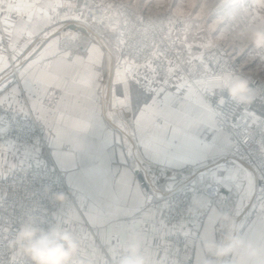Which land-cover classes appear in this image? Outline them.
I'll return each mask as SVG.
<instances>
[{
    "label": "crops",
    "instance_id": "1",
    "mask_svg": "<svg viewBox=\"0 0 264 264\" xmlns=\"http://www.w3.org/2000/svg\"><path fill=\"white\" fill-rule=\"evenodd\" d=\"M131 1L148 11L172 14L180 45L200 43L196 29L215 28L234 29L220 36L238 48L247 43L242 33L264 29V0ZM97 3L103 0H77L71 7L61 0H0L4 37L8 43H21L17 52L27 49L19 67L21 94L7 79L0 106L24 112L26 104L47 132L49 155L74 201L62 198L57 227L88 242V255L81 253L87 261L102 259L92 231L119 260L135 245L144 264H175L183 252L163 239L168 227L156 209L145 207L144 197L147 189L158 200L184 188L195 208L210 204L201 217L193 210L184 226L193 264H264V205L255 200V172L231 156L228 137L215 129L210 111L191 87L178 79L152 86L120 83L115 65L121 50L114 24L85 20L86 29L79 23L85 9ZM102 32L109 46L97 38ZM255 48L250 60L264 65V47ZM182 52L196 53L186 46ZM7 65L0 39V76ZM242 96L252 118L262 114L252 88ZM209 183L221 186L212 201L199 192ZM219 229L227 230L220 257L206 247L217 245ZM236 235L245 241H236Z\"/></svg>",
    "mask_w": 264,
    "mask_h": 264
},
{
    "label": "built area",
    "instance_id": "2",
    "mask_svg": "<svg viewBox=\"0 0 264 264\" xmlns=\"http://www.w3.org/2000/svg\"><path fill=\"white\" fill-rule=\"evenodd\" d=\"M61 1L70 7L77 2ZM103 1H107L109 5H89L84 16L100 23L108 15L107 18L114 20H111L113 24L117 21L120 23L118 33L121 54L115 65L118 79L144 83L151 78H183L184 86L191 87L210 110L214 127L228 137L231 156L255 172V200L264 202V79L240 71L219 44L204 48L190 61L188 67L177 51L176 40L170 33L166 17L146 12L130 0ZM0 39L5 54L11 59V46L19 47L21 43H8L1 26ZM10 63L13 67L15 60ZM237 80L246 81L247 88L255 91V99L262 105L261 115L252 118L249 115V105L243 96L230 95L229 88ZM221 91L227 94L223 95ZM99 102L104 109L105 102L102 97ZM28 114L29 118L0 109V145L8 141L30 145L38 139L45 144L41 127L31 112L28 111ZM55 166L52 163L49 168L12 167L5 174L7 178L0 179V264H33L31 257L17 241L18 233L25 225L36 228L38 236H51L53 230L60 234L66 233L54 223L55 209L62 201L57 199V194L67 197L72 203L74 201ZM226 181L230 182V179ZM220 192L221 186L218 183L205 184L200 188V193L210 201L217 199ZM156 198L153 190H145V207L157 209L162 221L168 224V231L163 239L184 254L175 264H193V256L188 251V237L183 231L194 207L191 193L181 188L173 190L160 202ZM199 211L201 214L206 208L201 207ZM90 234L99 246L102 259L90 263L79 257L80 250L87 249L88 244L71 236L76 247L69 257L70 264H120L119 260L99 244L92 231Z\"/></svg>",
    "mask_w": 264,
    "mask_h": 264
},
{
    "label": "rangeland",
    "instance_id": "3",
    "mask_svg": "<svg viewBox=\"0 0 264 264\" xmlns=\"http://www.w3.org/2000/svg\"><path fill=\"white\" fill-rule=\"evenodd\" d=\"M230 1H231L230 3H235L237 0H230ZM131 2L134 5H139L138 2H135V1H131ZM101 5L107 7L109 5V3L107 1H103V3ZM139 7H141V6L139 5ZM141 8L144 9V11H146V12L148 11L147 9H145L143 7H141ZM148 12H151V13H154V14H160V15H163L164 17H166L167 24H168V27L170 29V33L174 37V39L176 40L177 51L180 54L181 59L184 62L187 63V66L188 67H190V61L193 60L194 58H196L204 48H206L208 46H213V45L219 44L226 51V53H227L229 59H231L232 63L235 66H237L240 71L245 72V69L247 68V69H249L248 71H251L252 70L253 72L258 73V75H260L264 79V65L259 60H257V61L250 60V59L253 58L252 53L254 52V49H256L255 48V45L252 42H250L249 40H247V43H244V44L243 43H239V47L238 48H237V44H234V43L233 44L232 43L228 44L226 42L225 43L223 42L222 37H224L225 35L229 36V33H232L234 31V29H215V28L214 29H211V28L210 29H206L205 28V29H200V30L199 29H196V30L199 31L200 36L202 37L201 40H200V43H197V44H194V45H180L178 43V39H177V37L175 35L176 34V29L172 25V23H173L172 22V20H173L172 14H170V13H157V12H153V11H148ZM110 16L113 17L112 15H110ZM107 17H108V15L106 17H103V20L100 21V23H98L97 21H92V20H90L88 18H85V16H84L85 19H81L79 23H81V24L84 23L82 25H85V28L86 29H89V27L86 26V25H88V23H86L87 20H89V23L91 22V23H98V24H100L98 26H101V25L102 26H105V25H108V26L110 25L111 26L112 25L111 19L110 18H107ZM114 26H115V29H117V31H118L119 30L120 23L118 22V25H116V23H115ZM213 31H216V32H215V34H214L215 36L213 37V40H212L211 36L214 33ZM220 35H223V36L221 37ZM96 36H97V38L99 39L100 42L101 41H103V42L105 41L106 44L109 46L108 41H106V38H105L107 36V35L105 36V32L97 33ZM118 39H119V33H118ZM103 42H101V43L104 45ZM119 45H120V50H121L120 40H119ZM184 46H186L188 48H191L192 47V49L194 51H196V53L192 54L191 56L184 55L183 52H182V49H183ZM20 47H21V44H20L19 47H13V46H11V55L12 56H11V59H9L8 56L5 54V52H4L3 48H2V44H1V50H2L4 56H5L6 60H7L8 65H7L6 70L1 73L2 76H0V93H3V92H5L7 90V88H8V82H6V81H8L7 79H11L13 81V83H15L17 85L16 86V87H18L17 90L21 94V90H20V87H19L18 82H16V79H18V81H19L20 60L23 57V55L27 52V49H24L23 51H18L17 52V50H19ZM11 60L12 61L15 60L16 67H15L14 70L11 69V67H12L11 66V63H10ZM245 65H247V66H245ZM115 71H116V66H115ZM5 74H9V75L4 76ZM168 79L170 81H172V82H175L173 80V78L169 77V78H151V79L147 80L144 83H140V81H138V80H133L131 82L120 81V83H136V84L144 85V86H152L155 83H160V84L161 83H164V84H167ZM178 81H180V82L183 83L184 82V79L182 78L181 80H178ZM168 83H169V81H168ZM223 92H225V91H223ZM223 95H225V94H223ZM101 97L104 100V97L103 96H99L97 98V101H98L99 105H100L99 100L101 99ZM0 109L1 110H4V111L16 112V113H18L21 116H24V117L29 118L28 111L30 112V110L27 109L26 104H25L24 112H17L15 110L5 109V108H3L1 106H0ZM101 109H103V108L101 107ZM32 116L34 117L33 114H32ZM34 119H35V117H34ZM35 121H36V119H35ZM36 123L42 129L45 144L43 145L42 144V141L40 139H38V141L33 142L30 145H23V144H21L19 142H14V141H12V142H9L8 141L7 143L0 145V179L7 178V176H6L7 174L6 173L12 167L14 169L17 168V167H20V166H37V167L49 168L52 165V163L54 165H56L53 162V160H52V158H51V156L49 155V152H48L47 139H46L47 132L45 131V129H44V127L42 125H40L37 121H36ZM62 148L63 149H67V146L66 145H63ZM5 164H7V165H5ZM55 167H57V165ZM58 170H59V168H58ZM59 172L61 173L60 170H59ZM61 175H62V173H61ZM62 177H63V175H62ZM63 179H64V177H63ZM161 200L162 199H158L156 201L157 202H160ZM254 201L255 200L253 199L252 202H254ZM257 202H259V201H257ZM261 203H263V205H264V202L263 201ZM59 205H58V207H59ZM209 205L210 204H208V203H204V205H200L197 208L193 207L192 208V211L196 209L197 212H198V215L201 217V215L205 211L200 214L199 208L202 207V208H206V210H207V208H209ZM57 208L55 209V214H56ZM191 217H192V213H191L189 219ZM160 221L163 224H165L162 221L161 218H160ZM187 221L185 222V224L187 223ZM54 223H55V226H57L56 225V218H55V222ZM185 224H184V226H185ZM165 225L168 227V224H165ZM184 226H183V231L185 232ZM58 228H60V227H58ZM221 228H223V227H221ZM218 231H219V235L216 236L217 245L218 246H221V247H224V243H225V239H226V233L225 232H227V230L226 229L225 230L224 229L223 230L219 229ZM91 237L93 238L92 235H91ZM235 240L236 241L243 242V241H245V237H243L242 235H236ZM188 242H189V240H188ZM85 243L88 244V242H85ZM98 248H99V246H98ZM82 251H84V253L87 254V251H89V247L87 249H81L80 250V254H78L79 257L84 258V256H82V254H81ZM183 255H184L183 253L179 254L176 257V261H177V259L180 256H183ZM117 260H119V259H117ZM119 261H121V260H119ZM67 262L70 263L69 259L67 260ZM88 262L92 263L94 261L91 260V261H88Z\"/></svg>",
    "mask_w": 264,
    "mask_h": 264
},
{
    "label": "clouds",
    "instance_id": "4",
    "mask_svg": "<svg viewBox=\"0 0 264 264\" xmlns=\"http://www.w3.org/2000/svg\"><path fill=\"white\" fill-rule=\"evenodd\" d=\"M242 35L257 47H264V29L251 28ZM246 90L247 82L244 80L235 81L229 88L233 97L242 96ZM62 198V194H57V199ZM37 231L36 228L25 225L17 237V241L31 257L33 264H66L76 247L73 238L67 233L60 234L56 230L52 231L51 236L49 234L38 236ZM135 247V245L131 246V254L124 257L120 264H144L143 259L135 255ZM206 247L209 251L215 249L217 255H222L225 251L223 247L214 243H208Z\"/></svg>",
    "mask_w": 264,
    "mask_h": 264
},
{
    "label": "bare ground",
    "instance_id": "5",
    "mask_svg": "<svg viewBox=\"0 0 264 264\" xmlns=\"http://www.w3.org/2000/svg\"><path fill=\"white\" fill-rule=\"evenodd\" d=\"M15 67H16V64H13V67L11 68V69H15ZM12 72V71H11ZM16 74V73H15ZM233 195V194H232ZM234 196V195H233ZM231 199V198H230Z\"/></svg>",
    "mask_w": 264,
    "mask_h": 264
},
{
    "label": "water",
    "instance_id": "6",
    "mask_svg": "<svg viewBox=\"0 0 264 264\" xmlns=\"http://www.w3.org/2000/svg\"><path fill=\"white\" fill-rule=\"evenodd\" d=\"M172 186L171 185H167L166 189H170Z\"/></svg>",
    "mask_w": 264,
    "mask_h": 264
}]
</instances>
